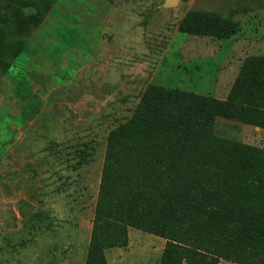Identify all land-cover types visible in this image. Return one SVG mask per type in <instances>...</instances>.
I'll use <instances>...</instances> for the list:
<instances>
[{
  "label": "rangeland",
  "instance_id": "1",
  "mask_svg": "<svg viewBox=\"0 0 264 264\" xmlns=\"http://www.w3.org/2000/svg\"><path fill=\"white\" fill-rule=\"evenodd\" d=\"M167 1L0 0V31L31 30L0 69V156L15 145L0 174V264H84L108 134L152 84L212 97L230 40L182 34L185 15H217L264 39V0ZM128 239L109 264H159L163 240Z\"/></svg>",
  "mask_w": 264,
  "mask_h": 264
},
{
  "label": "trees",
  "instance_id": "2",
  "mask_svg": "<svg viewBox=\"0 0 264 264\" xmlns=\"http://www.w3.org/2000/svg\"><path fill=\"white\" fill-rule=\"evenodd\" d=\"M225 22L190 12L179 31L230 40ZM30 36L0 31L3 72ZM217 119L264 129V55L242 62L225 101L147 87L106 138L84 264H107L129 230L164 241L159 264H264V150L218 137Z\"/></svg>",
  "mask_w": 264,
  "mask_h": 264
},
{
  "label": "crops",
  "instance_id": "3",
  "mask_svg": "<svg viewBox=\"0 0 264 264\" xmlns=\"http://www.w3.org/2000/svg\"><path fill=\"white\" fill-rule=\"evenodd\" d=\"M253 34L254 32L252 30L244 29V31L241 34L236 35L234 38L230 39V44L227 46V54H226L227 57H225L226 60L223 61V65L226 66L222 70L219 69L217 71L214 77L215 80L213 81V86L210 89L212 97L215 98L216 100L225 101L227 99L229 92L237 78L241 64L246 58L259 57L264 55V52H262L264 51V39L261 38L259 39V37L255 38ZM216 50L217 51L220 50V45L216 47ZM44 90H50V89L46 85ZM64 90H66V88L65 89L63 88V91ZM13 128L16 129L18 127L13 126ZM215 134L221 138L234 140L241 144L264 150V129L261 128L241 124L234 121L217 119L215 122ZM0 144L2 143L0 142ZM5 144H7V146L6 145H2V146H6L5 147L6 149L3 151L2 155L0 156V174L3 168H8L6 165L7 163H4L8 158L5 157L8 148L15 146L14 144L9 146L8 145L9 142H6ZM14 150L17 151V149ZM6 173L7 171L5 170L3 174ZM3 182H4L3 179H0L1 205L7 202L5 195H3L5 194L3 189H9L8 186L5 187ZM16 189L17 188L12 187L13 191H15ZM7 194L10 193H8L7 191ZM130 232L131 230H129L128 235L130 234ZM113 251L114 250H110L105 253L107 264H109L108 254L109 252H113Z\"/></svg>",
  "mask_w": 264,
  "mask_h": 264
},
{
  "label": "water",
  "instance_id": "4",
  "mask_svg": "<svg viewBox=\"0 0 264 264\" xmlns=\"http://www.w3.org/2000/svg\"><path fill=\"white\" fill-rule=\"evenodd\" d=\"M178 0H168L167 7L175 6Z\"/></svg>",
  "mask_w": 264,
  "mask_h": 264
}]
</instances>
